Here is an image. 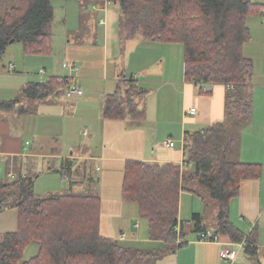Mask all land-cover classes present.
<instances>
[{"label":"trees","instance_id":"trees-1","mask_svg":"<svg viewBox=\"0 0 264 264\" xmlns=\"http://www.w3.org/2000/svg\"><path fill=\"white\" fill-rule=\"evenodd\" d=\"M91 6L115 4L119 11L121 39H142L158 44L183 46L184 73L195 84H223L226 111L232 122L206 124L187 130L184 141V171L173 162L126 160L121 187L124 202L138 206L148 221L149 236L175 245L185 238L179 221L183 191L206 194L217 204L216 233L233 242L244 241L245 252L260 260L259 230L244 233L230 218L231 200L248 178H261V163L235 161L241 139L240 126L252 117L254 61L244 54L251 39L247 20L264 15V2L252 0H84ZM54 18L53 0H15L0 18V66L10 44L22 43L24 53L50 55L53 35L48 26ZM15 68V65H13ZM121 90L108 93L104 117L140 121L145 117L142 102L149 89L139 87L134 75H121ZM70 76L52 75L31 81L17 99L0 101V111L29 113L28 103H42L69 87ZM228 85H233L229 88ZM64 173V172H63ZM64 175H66L64 173ZM37 176L18 174L0 184V212L16 208L18 227L0 241V264H150L149 252L122 245L102 235L101 198L67 191L38 197ZM197 230L201 216L194 214ZM180 226V232L178 227ZM31 243L38 253L25 259ZM180 242L179 246L183 245Z\"/></svg>","mask_w":264,"mask_h":264},{"label":"rangeland","instance_id":"rangeland-1","mask_svg":"<svg viewBox=\"0 0 264 264\" xmlns=\"http://www.w3.org/2000/svg\"><path fill=\"white\" fill-rule=\"evenodd\" d=\"M14 1L0 0V18L5 10L14 4ZM252 1L264 2V0ZM87 3L84 0H54V18L48 26V31L53 35V48L50 55L24 53L23 44L19 42L10 44L5 51L1 65H15L20 72H30V79L35 81L41 80L39 73L36 74V72L42 68L47 71L44 80L52 75L70 76L73 77L77 88L83 91L80 96L73 94L70 97H64L62 93L63 100L60 104L41 105L35 114L19 116L14 121L17 130H12V133H19L24 138V142L28 140V145H25L27 152H37L42 146L43 149L40 152L43 153H50L49 151L56 147L59 154L63 156L75 150L77 154L104 155L103 152H107L109 156L115 157L113 161L77 160L79 163L86 164L91 175L92 172L94 173L95 178L90 183L88 182L89 187H81L80 185L69 187L71 183H69L68 178L62 177L56 171L49 170L50 165L59 166L61 157L55 159L36 158L35 167H39V177L35 181L34 192L39 197L62 194L69 188H73L74 191L82 194L94 195L98 193L102 196L104 212L107 213L108 209V215L116 228L123 221L125 226L120 228L129 233L131 228H134V222L138 221L139 232L137 237L143 238L142 236L146 232L148 234L149 231L148 221L139 216L137 204L122 200L121 186L125 163L124 159L118 162L116 160L119 159L116 158L131 159L134 156V150L147 148L148 140L135 141L134 145L138 148L135 149L132 146L133 141L124 133L123 122L104 120L99 115L98 109L102 105L106 93L121 90L120 86H123L124 83L119 82V74L130 76L132 74L129 70H133L130 69L133 67L136 71L141 72L139 74H141L142 79L138 86L152 91L149 92L148 98L149 96L150 99L157 97V101L161 104L162 95H169L173 118L176 121L179 101L178 90L166 86L162 81L178 74V67L181 68L184 63L183 46L178 43L147 42L140 38L130 40L123 45L119 39H111L110 45L104 52V26L98 23L102 14L88 12L89 4ZM110 7L114 9L116 6L114 3H110ZM247 23L252 37L247 41L249 43L246 46L245 55L254 60L256 72L261 74L264 64V15L250 16ZM119 29L121 31L120 24ZM158 55H163L166 60L157 61L160 58ZM156 56L158 57L154 59ZM65 61H74L80 68V72L71 73L69 69L64 68L62 63ZM1 69L0 71H2ZM71 103H75L76 106L73 108ZM27 105L29 107L31 103ZM49 109L60 110L55 114L49 112ZM2 112L7 113V111H0V113ZM262 114L263 112H261ZM89 115L94 121L87 118ZM82 121L90 122V124ZM163 126L161 125L159 133L171 134L168 130L174 125L169 128ZM53 127H56L57 130L54 131ZM89 132H91L90 137ZM178 138L174 137L173 140L175 144L177 142L178 146H181ZM104 141L107 142L106 147L102 144ZM233 159L237 161L238 157L234 155ZM35 160L30 162H35ZM20 163L21 161L17 160L15 170L17 174L21 172ZM0 167L4 170L0 173L1 183L6 181L8 169L6 160L1 156ZM85 169L83 167L80 175L78 177L76 175L75 180H86ZM183 193L184 212H182V216L188 221L192 217V206H198V209L201 210L204 201L194 192L186 190ZM120 206H123V209ZM207 212L210 215V210ZM117 236L120 237V232L117 233ZM117 240L122 245H126L125 242ZM136 245L142 244L136 243ZM37 251L38 244L31 243L26 249L25 259L34 256Z\"/></svg>","mask_w":264,"mask_h":264},{"label":"crops","instance_id":"crops-1","mask_svg":"<svg viewBox=\"0 0 264 264\" xmlns=\"http://www.w3.org/2000/svg\"><path fill=\"white\" fill-rule=\"evenodd\" d=\"M87 11L91 14H96L97 12L102 14L98 23L104 26V35L102 33L105 43L104 52L110 45L111 39H119L122 42L121 32L119 29L120 16L117 7L114 9L111 8L110 3H107L105 7H98L96 5L91 6L89 4V9L87 8ZM248 43L249 42H246L244 45V54ZM122 44L124 45L123 42ZM158 56L160 58H158L157 61L166 60L163 55ZM158 56L154 57V59ZM16 68L17 67L13 68L12 65L10 66V64L8 66L3 64L0 66V69L2 70L0 71V101L19 98L23 92V89L28 85V83L35 81L30 79V72H20ZM130 69H133L129 70L130 73L140 81L142 76H140L141 74L139 73L141 72L136 71V69L133 67ZM178 71V74L173 78L169 79L167 77L162 81L166 86L177 88L178 90L177 95L179 101L176 110V121H174L173 109L169 103L170 98L167 94L162 95L161 104H159V101H157V97L150 99V96L149 98L147 96V98L142 102V106L145 108V117L142 120L135 121L131 119H124L116 121L123 122L124 133L130 140L133 141L132 146L135 149H138L134 145L135 141L142 142L144 139L148 140L147 148L144 150H134V156L131 159L159 163L173 162L175 164L181 165L182 170L188 172L195 170V164L189 165L185 164L184 162L185 155L183 149V139L185 137L186 131L199 129V127H202L206 124L232 121L227 116L226 111L225 85H200L191 81H187L185 79L184 63L181 68L178 67ZM78 72H80V68ZM38 73L39 71L36 72V74ZM121 75L123 74H119L120 77H122ZM254 79V83L252 82L254 96L252 117L239 128L241 139L234 155L238 157L237 161L247 163H261L263 166V174L261 178H248L244 180L240 194L231 200L230 218L232 222L244 233H250L255 227L258 228V247L260 251V260L264 264V64L262 67V73L260 74L256 72L254 63L253 80ZM147 81L149 80L147 79ZM66 89L68 90V86L65 87V89H62L59 95L47 100L46 102L31 103V105H29V113L27 114L21 115L15 112L11 113L12 111L9 113H0V156L6 160L8 166L6 174L7 179L4 182L12 181L17 177L18 174L15 172L17 160L21 161L19 164L21 169L20 174H23L24 176H37V179L39 177V167H35L36 158L48 157L50 159H55L61 157L59 166L50 165L49 170L56 171L62 177L68 178L69 183H71L69 184V187H77L78 185L81 187H89V183L93 178H95L94 173L92 172L91 175L90 169L86 166V164L79 163L77 160L113 161V159H115V157L109 156L107 152H103L104 155H86L83 153L77 154L75 153V150H72L70 153L63 156L59 154V151L56 147L52 148V150L49 151L50 153L40 152L43 149L42 146L39 147L37 152H27L25 145H28V140L24 142V138L19 135V133H12V130H17L14 121L19 116L35 114L41 105L50 106L60 104L63 100L62 93L64 94V97L69 96ZM107 94L108 93H106L104 96L102 105L98 109V113L104 118V120H115L108 119L104 117L103 114L105 106L104 101ZM70 105H72L73 108L76 106L75 103H71ZM59 110L60 109H49L48 111L56 114L59 112ZM261 112H263L262 115ZM87 118L94 121L90 115ZM82 122L90 124V122ZM161 125H164L163 127L165 128H169L171 125H174V129L170 128L168 130L171 133L169 135H167L168 133L160 134L159 130ZM53 130L56 131L57 128L53 127ZM90 135L91 132H89V137ZM174 137H179L178 139L181 146H178L177 142L174 147L166 145L167 140H173ZM67 142L71 144L69 140H67ZM102 144L105 147L107 146L106 141H104ZM116 159H119L116 160L118 162L124 159V163L126 160H130V158ZM31 160H35V162L31 163ZM83 167L86 168V180H75L76 175L77 177L80 175ZM102 169L103 167L101 170ZM3 171L4 170L1 168L0 173ZM63 172L66 175H64ZM2 183L3 182L0 184ZM71 190L74 191L73 188H69L67 191ZM183 194L184 193L182 192L180 197L179 221L181 223L182 221H185L182 229L185 233V238L177 240L173 246H170L168 243L160 240L150 239L149 231L148 234L146 232L145 235L142 236L143 238H138V221L134 222V228H131L129 233L125 229L120 228L121 226H125L123 225V221L120 222L116 228L111 217L108 215V209L107 213H105L103 210L102 196L97 193L94 195L99 196L102 203L100 225L101 233L104 236L115 239L117 238L120 241L125 242V246L127 247H134L135 249H141L143 251L149 252L151 255H153L152 257L150 256V264H257L258 260L245 252L243 241L233 242L225 238H220L221 243H232L234 248L236 247L235 249L237 250V256L235 260L227 262L221 259V243L199 241V235L202 231L206 230L216 232L217 204L215 201L209 199L206 194L203 193L199 195L196 193L204 201L203 207L200 208L201 210H199L198 206H192V217L190 220H188V222L187 218L183 219L182 216V212H184ZM121 208L123 209V206ZM209 210L210 215L207 212ZM196 213L200 214L201 216V229L199 230L196 228V220L194 219V214ZM18 216L19 214L16 208H9L0 212V241L5 233L13 232L17 229ZM178 228V231L180 232V226ZM118 232H120V237L117 236ZM180 242H183L184 244L179 246ZM136 243H140L142 245H136Z\"/></svg>","mask_w":264,"mask_h":264},{"label":"built area","instance_id":"built-area-1","mask_svg":"<svg viewBox=\"0 0 264 264\" xmlns=\"http://www.w3.org/2000/svg\"><path fill=\"white\" fill-rule=\"evenodd\" d=\"M62 66L64 68H67L70 70L71 73H77L79 71L78 65L74 61H65L62 63ZM14 68V66L12 65ZM39 75L41 77V80H44V76H46V69L42 68L39 71ZM73 78V77H71ZM229 88H233V85H228ZM83 91L81 89H78L77 86L74 83V80L69 83V87L67 90V94L69 96H72L73 94L81 95ZM167 146L174 147L176 144L172 139H168L166 142ZM183 146H184V141H183ZM1 171V168H0ZM179 229V228H178ZM220 235L216 232H211V231H202L199 235V241H207V242H219L220 241ZM244 243V241H243ZM222 244V249H221V259L225 261H234L236 256H237V250L234 248L232 243H221Z\"/></svg>","mask_w":264,"mask_h":264}]
</instances>
